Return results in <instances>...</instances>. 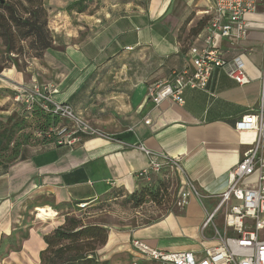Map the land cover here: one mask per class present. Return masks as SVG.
I'll return each instance as SVG.
<instances>
[{"label":"crops","instance_id":"0c3cea01","mask_svg":"<svg viewBox=\"0 0 264 264\" xmlns=\"http://www.w3.org/2000/svg\"><path fill=\"white\" fill-rule=\"evenodd\" d=\"M75 1L42 0L46 27L28 44L38 48L35 55L25 66H0V107H5L0 113H19L12 100L16 86L51 85L53 100L69 105L102 136L77 133L71 144L26 146L0 172V264H41L43 237L66 217L98 222L107 230L96 250L99 262L157 264L144 260L133 240L201 258L215 244L200 231L205 214L216 206L212 196L225 190L227 172L256 139L234 124L264 104V0H256V12L244 17L245 40H218L222 59L240 62L249 83L238 85L225 67L214 72L207 92L186 88L182 105L159 106L146 98V88L184 70L189 48L204 47L209 0H87L83 12L67 11ZM22 43L16 47L24 48ZM140 144L175 163L148 180L137 179L148 166L147 156L135 148ZM258 153L264 154V143ZM186 181L203 198L191 196L178 208ZM144 186L163 187V201L125 207ZM82 203L86 210L77 209ZM111 209L118 221L101 222Z\"/></svg>","mask_w":264,"mask_h":264},{"label":"built area","instance_id":"2783aa9c","mask_svg":"<svg viewBox=\"0 0 264 264\" xmlns=\"http://www.w3.org/2000/svg\"><path fill=\"white\" fill-rule=\"evenodd\" d=\"M210 5L205 11L209 16L204 47L188 50V64L184 70L173 71L167 82H157L147 86L146 98L155 106L164 101L182 105L183 91L199 89L208 91L214 72L226 67V72L238 85L249 83L240 62L227 64L218 50V40L233 38L245 40L248 24L244 17L256 12V0H209ZM264 14V13H263ZM264 37V21H263ZM264 61V52H263ZM261 101L264 99V63L260 78ZM51 85L31 84L18 85L14 90L13 104L23 107L29 112L33 104L70 123L69 127L57 129V144H71L77 133L91 136H102L88 123L74 116L67 104L56 103L52 95ZM149 121H145L148 124ZM239 132L252 131L256 135L254 145L241 157L240 161L227 172V186L217 194L216 206L206 213L201 224V235L208 231L214 245L205 248L201 258L191 252H165L151 248L146 244L133 240L132 248L146 261L157 264H264V154H259V147L264 143V104L247 115L240 117L234 124ZM148 158V166L135 174L137 179L148 180L150 174H158L167 163H175L163 154L152 152L143 145H136ZM203 198L202 194L189 181L184 182L183 189L175 201L178 208L187 205L189 197ZM86 203L79 204L80 209ZM220 217L222 227L219 230L214 221Z\"/></svg>","mask_w":264,"mask_h":264},{"label":"trees","instance_id":"16d2710c","mask_svg":"<svg viewBox=\"0 0 264 264\" xmlns=\"http://www.w3.org/2000/svg\"><path fill=\"white\" fill-rule=\"evenodd\" d=\"M8 1L12 2L10 6H8ZM85 1L87 0L72 2L67 6V11L83 12ZM20 9L25 16L21 15ZM45 27L46 11L42 7V0H0V38L5 46V52L11 57L22 56V48L16 47L17 44L35 35L38 36ZM13 96L14 92L12 98ZM19 109L20 118L12 113L0 130V172L6 170L11 163L17 160L26 146H31L28 145L29 137L24 136L21 142L14 143L9 156L6 159L3 158V154L8 151L17 133L34 124V129L39 134H44L61 123L59 117L43 111L37 104H33L29 112L20 106ZM55 139L52 137L47 140L43 137L35 145L54 143ZM164 193L165 189L161 186H144L131 194L126 203L134 208L150 202L159 204L164 199ZM77 207L78 210L87 209V205L84 209H80L79 204ZM106 238L107 230L98 222H84L82 218L66 217L62 226L43 237L46 248L41 252V264H108L99 262L96 257L97 248L104 245Z\"/></svg>","mask_w":264,"mask_h":264},{"label":"rangeland","instance_id":"374dc122","mask_svg":"<svg viewBox=\"0 0 264 264\" xmlns=\"http://www.w3.org/2000/svg\"><path fill=\"white\" fill-rule=\"evenodd\" d=\"M20 13L22 16H24V13L23 11L20 9ZM29 40L30 39H27V40H24L23 43H22V46H24V48H22V56H19L17 58H13L11 57L10 55H8L6 52H5V48H3V44H2V40L0 39V66L1 65H7V63H11L13 62L17 67H21L22 65H26L27 63V59H30L31 56H34L35 53H36V49L34 48H28V44H29ZM17 46H19V43L17 44ZM27 47V48H26ZM2 96L0 95V98ZM0 110H5V107L1 106L0 107ZM16 116H18L20 118V114L18 115V113H15ZM11 114H5V113H0V130L2 127L5 126V122H6V119L10 116ZM70 126V123L66 120H62L61 119V123L55 128V129H51V130H48L47 132H45L44 134L42 133H38L35 129H34V124L30 125L29 128H25L24 130L20 131L19 133H17L14 138L12 139V143L10 144V146L8 147V151H5L6 153L3 154V158H7V156H9V152L11 150V147L14 145L15 142H21L23 140V137L24 136H28V145H35V143L38 141V140H41L43 137H45V139L47 140H50L52 137L54 138H57V129H59L60 127H69ZM56 135V136H55ZM125 207H132V205H128L127 203L124 204ZM111 207V206H109ZM109 214L107 215L108 216V220H105L104 218L100 219V221L102 222H107V223H111V222H114L116 223L118 220H117V217L116 216H113L114 213V210L111 209L109 210ZM163 214V213H162ZM161 215V214H160ZM158 215V217L160 216ZM214 223L216 224L217 228L219 230H221V227H222V221L220 220H215ZM210 233H208V231L205 232V238L208 239V236H209ZM210 236H212L210 234Z\"/></svg>","mask_w":264,"mask_h":264},{"label":"bare ground","instance_id":"6f19581e","mask_svg":"<svg viewBox=\"0 0 264 264\" xmlns=\"http://www.w3.org/2000/svg\"><path fill=\"white\" fill-rule=\"evenodd\" d=\"M41 212H44L43 210H41Z\"/></svg>","mask_w":264,"mask_h":264}]
</instances>
